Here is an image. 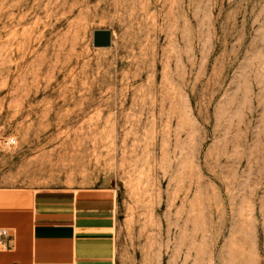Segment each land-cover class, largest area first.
<instances>
[{
    "label": "rangeland",
    "instance_id": "rangeland-1",
    "mask_svg": "<svg viewBox=\"0 0 264 264\" xmlns=\"http://www.w3.org/2000/svg\"><path fill=\"white\" fill-rule=\"evenodd\" d=\"M0 188L114 189L116 264H264V0H0Z\"/></svg>",
    "mask_w": 264,
    "mask_h": 264
},
{
    "label": "crops",
    "instance_id": "crops-1",
    "mask_svg": "<svg viewBox=\"0 0 264 264\" xmlns=\"http://www.w3.org/2000/svg\"><path fill=\"white\" fill-rule=\"evenodd\" d=\"M117 208L110 188H0V264H116Z\"/></svg>",
    "mask_w": 264,
    "mask_h": 264
},
{
    "label": "water",
    "instance_id": "water-1",
    "mask_svg": "<svg viewBox=\"0 0 264 264\" xmlns=\"http://www.w3.org/2000/svg\"><path fill=\"white\" fill-rule=\"evenodd\" d=\"M93 44L96 47H109L112 44V31L110 29H97L94 31Z\"/></svg>",
    "mask_w": 264,
    "mask_h": 264
},
{
    "label": "built area",
    "instance_id": "built-area-1",
    "mask_svg": "<svg viewBox=\"0 0 264 264\" xmlns=\"http://www.w3.org/2000/svg\"><path fill=\"white\" fill-rule=\"evenodd\" d=\"M12 236L13 234L8 228L0 227V249L10 247Z\"/></svg>",
    "mask_w": 264,
    "mask_h": 264
}]
</instances>
